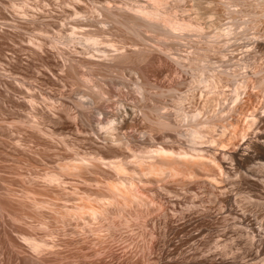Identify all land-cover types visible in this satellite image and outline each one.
<instances>
[{
    "label": "rangeland",
    "instance_id": "374dc122",
    "mask_svg": "<svg viewBox=\"0 0 264 264\" xmlns=\"http://www.w3.org/2000/svg\"><path fill=\"white\" fill-rule=\"evenodd\" d=\"M151 8L153 15L142 14ZM87 33L106 52L68 38ZM2 68L25 85L11 84ZM28 98L37 112L63 106L76 118L46 119L42 136L23 123ZM247 103L264 107V0H0V264H189L161 253L164 236L154 231L164 230L163 211L173 226L188 214L214 215L173 237L178 260L195 246L234 264H264V253L243 257L238 243L264 232V200L241 182V171L228 183L214 163L192 175H146L136 200L113 203L107 182L114 173L104 164L151 155L158 145L176 154L233 147ZM120 105L137 113L125 127L112 121ZM108 132L126 134L130 149L111 143ZM80 158L94 165L79 173L59 168ZM57 171L61 181L42 177ZM208 177L227 186L233 211L246 214L253 228L193 187ZM205 224V233L189 241L186 234Z\"/></svg>",
    "mask_w": 264,
    "mask_h": 264
},
{
    "label": "bare ground",
    "instance_id": "6f19581e",
    "mask_svg": "<svg viewBox=\"0 0 264 264\" xmlns=\"http://www.w3.org/2000/svg\"><path fill=\"white\" fill-rule=\"evenodd\" d=\"M142 7H144V6H142ZM152 8L150 9V11H143L142 12L141 10L138 11L139 10V7H138L137 11L142 12V14L148 16V15H153V13H155V11L152 10ZM141 9H144V8H141ZM156 10H157V7H156ZM135 11H136V9H135ZM156 13H157V11H156ZM139 14H141V13H139ZM139 18H140V15H139ZM150 19H151V17H150ZM173 21L171 19H168L166 22H167L168 26L172 27L174 25ZM68 38H69V40H76L77 42L82 43L83 45H85L89 48L91 47L92 50H95V51L97 50V52L98 51L102 52V53L106 52L105 49L98 47V45H100L99 44L100 40L97 39V36L94 34L87 33V34H80L78 36H75L73 34H69ZM103 42H104V40H103ZM35 45L37 48L42 47V44L40 42H35ZM108 45L109 44H107V46ZM110 46L115 47L114 44H110ZM118 50H119V48H118ZM89 57H87L88 59H86V62H87V60L89 61V59H90ZM109 57H110V55H109ZM100 59H102V58H100ZM98 61H100V60H98ZM2 71H6V75H8L11 79V82H10L11 84L14 83L17 85H25V80L18 78L9 70H7V69L4 70L2 68ZM11 88H13V87L6 86L5 91L7 93L9 92L10 94H14V92L12 91L13 89H11ZM28 99H30L28 102L30 105L29 108H31V109H28V112H26V114L24 115L23 123L26 124L28 127L30 126V128L32 127L31 129L34 128V131L37 130L38 132L41 133V135L45 134L46 130H45L44 122L46 119H48L50 117L60 118L64 114L65 117H67L70 120H73L76 118V115H73L72 113L69 112V108L63 107V106L62 107H59V106L54 107L53 106V108L52 107L48 108L49 111L41 110V112H39V111L37 112L36 111L37 110L36 105H34L36 107L35 108L36 110L34 109V106H33V104H35V103H33V102H35V101H33L34 99L33 100H32V98H28ZM246 99H247V101L249 100L248 102H251V100H250L251 96L250 95H248V97ZM246 99L244 101H246ZM64 106H65V104H64ZM259 109L251 106V103L246 104V106L244 108V112L242 113L244 115V117H243V119L241 118V121H240V123L242 122V125L240 127L241 131H240V129L237 128L235 130V133H233L235 136L239 135V137H240L239 142L235 146L226 147V148L220 147L219 149H217V151H212L211 148H209V147H205L203 149L201 148L203 151H205V153L203 151H201L200 148L198 149L202 152V154L204 153L203 154L204 156H202V157H205V154L207 157L209 156L208 157V160L210 158L209 161L205 160L207 158L204 159L201 157V155H199V153H197V152H199L196 149L198 147H196V148L194 147L195 150L194 149L192 150V147L190 149V150H192L191 151L192 153H193V151L197 150L196 154H192L188 150H179L176 154L174 149H169L168 147L166 148V147H163L160 145H158L156 148L154 147V149L149 150L148 153H150L151 155H144V154H141V152H139L138 154H132V156L134 158L131 160H127L125 157H121L118 160L106 161L104 164H106V166L108 168H110L112 170V172L114 173V176H113L114 181L107 182V187L111 193L110 197H109L110 201L114 203V202H117V200L119 198H121L124 201V203L131 202L134 199L136 200L137 193H138L137 190L139 188V183H141L143 181V177H146V175H161V176L163 175L162 176L163 178H165L167 174L169 176H174V175H179V174H183V175L184 174L185 175L191 174L192 175V174L196 173L197 169L200 168L201 164L202 165L204 164L207 166V164L213 165L212 163H214V165H217V167L219 168V170L221 172V175H223V180L226 181V183L229 182L230 176L233 175L235 173V171H237V170L241 171L242 172V175H241L242 181L241 182L244 184H248L252 190L257 191L255 193L256 194L258 193L259 197L264 200V163H258V164L253 165V163L256 162L258 159H264V114H261V112L264 111V107H261V108L259 107ZM136 118H137V113L132 107L120 105L119 115H118V117L114 118L112 121H114V123H116L117 125L120 124L121 127H125L129 124H132ZM236 119H238V118H236ZM112 121H110V123H112ZM238 122L236 120V123H238ZM5 123H6L7 128L9 129V131L12 133L13 128H12V125L10 124V122H5ZM72 124H73V122H72ZM111 129H113V127ZM195 131H197V130H195ZM247 132H250L251 134L247 135L246 134ZM112 134L113 133H109V135L107 134L109 137V141L111 143L114 142L118 146H120L121 148L126 149V150L130 149L129 138H127L126 134H123V133L122 134H113V137H111ZM195 134L194 133L190 134V136L194 135L193 137H195ZM191 139H192V137H191ZM20 142H21L20 139H16V141H15V143H19V144H20ZM230 142H231V140H230ZM230 142L228 141V143H230ZM22 145H23V143H22ZM101 159L102 158H98V160H101ZM78 162L79 163L70 162L71 164H69V165H68V163H66L67 165L65 164V166H63L64 165L63 164L59 168H61L62 171H65V170L77 171L78 170V173H79V170L81 168L94 165L93 163H90V159L84 160V158H83V160H82L80 158V160ZM204 165H203V167H205ZM197 166H199V167H197ZM210 167H212V166H210ZM60 173H61V171H60ZM60 173L58 171L57 172H49V173L46 172V173H43L42 177L48 181L58 182V181H61ZM251 176L255 177L256 179L250 180L249 178ZM259 181L262 182L263 185H261L259 183ZM193 187L195 189H197V188L198 189H201V188L204 189L209 194V199H210L211 204L214 206H218V208H221L224 213L233 215L235 218H237V220H238V222L236 221L237 224L240 223L243 225L245 224L246 226H249L251 228L254 227L253 226L254 223L252 222L253 220H251V219L249 220V218L246 216V214H244V213L238 214L235 211H233L232 207L234 206L233 203L235 201L234 195H232L231 191L229 192L227 190V186H224L222 184H219V185L216 184V180L214 177H211V178L208 177V179H205L203 181H197L196 180L194 182ZM157 190L168 191V189H166V187L159 186V185L157 186ZM172 191H173V189H172ZM168 192H170V191H168ZM171 200H173V199H171ZM92 209H94V208L91 207V210ZM186 211H188V210H186ZM163 216H164V230L163 231H159V230L154 231V233L161 235V236H164V238H162V241L164 243L163 248L161 249L162 255L171 257L172 259H175L174 262L177 261L180 263H185V261H187V262H190L191 264H234L233 260L228 259V258H224V257H219L220 254H219V256H217L216 253H210L211 251L209 252V254H205L206 252L204 254H201L202 252L199 253L198 248L195 246L192 247L193 251L190 252L189 256L184 255V256H182L181 260H178L177 256L180 254L181 247H180L179 243H177L173 240V237H176L179 232H184L187 226L195 225V224H198V225L204 224L203 222L206 219L214 216L211 213V211H203L200 216H191L189 214L185 215L184 216L185 219L182 221L180 226H173V224L169 220V217H168L166 211H163ZM206 226H201V228H199L195 232L190 233V234H186V237L188 238L189 241L197 240L198 237H200L202 234H204L205 231L208 229V226H207V228H206ZM210 226H212V225H210ZM254 230L257 232L256 229H254ZM256 236H257L256 240L252 239V237H250L252 239L251 241L247 239L249 241V243H246L245 242L246 240H243V239L238 240L239 241L238 243L241 246L240 250H241V254L243 255V257H245V256H247V257L258 256L259 257V254L264 253V232L260 233V230H259V232L256 233ZM253 237H255V236H253ZM33 245H35V244L33 243ZM37 246L38 245L36 244V247ZM222 247L225 250V253L229 252V250L227 249V247H228L227 243H224ZM262 255H264V254H262ZM248 260H251V259H248Z\"/></svg>",
    "mask_w": 264,
    "mask_h": 264
}]
</instances>
